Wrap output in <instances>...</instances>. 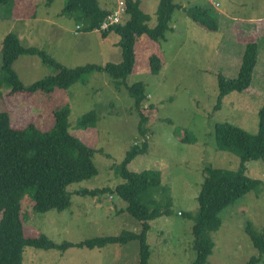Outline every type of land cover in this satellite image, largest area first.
Wrapping results in <instances>:
<instances>
[{
  "label": "rangeland",
  "instance_id": "374dc122",
  "mask_svg": "<svg viewBox=\"0 0 264 264\" xmlns=\"http://www.w3.org/2000/svg\"><path fill=\"white\" fill-rule=\"evenodd\" d=\"M65 1L10 0L0 6V67L1 45L7 34H14L24 47L43 51L68 69L121 61L118 37L112 32L102 38L97 31L77 30L74 18L62 13ZM119 1L125 2L98 0V6L106 10ZM131 1H138L139 10L149 18L147 27L154 28L160 0ZM212 1L173 0L178 8L171 16V30L163 41L146 36L138 40L133 70L119 90L107 74L98 72L49 95H8L7 88H0V111L9 114L12 126L33 124L47 131L53 126V111L68 104V132L100 151L93 156L97 174L67 187L71 203L64 211L35 213L30 191L26 193L21 202L25 236L44 235L59 245L117 236L122 231L139 232L140 223L124 212L126 204L113 191L124 182L114 175V168L144 141L133 100L126 91V86L141 83L147 96L143 106L149 119L147 152L137 156L128 169L159 171L169 193L155 199L162 205L167 197L170 200L168 214L149 223V264H190L195 260L191 228L198 211L202 171L208 166L236 170L240 162L236 155L218 149L214 126L228 123L256 134L257 112L264 103V88L256 91L249 87L243 93L228 94L220 109L214 111L217 76L236 78L245 43L255 41L264 58V0ZM194 7L208 10L217 32H207L191 21L187 11ZM151 55L162 62L158 74L148 71ZM13 70L25 86L55 74L36 56L19 57ZM88 113L96 118L95 127L78 128V120ZM184 137L192 142L181 141ZM244 165L247 177L261 185L220 212L221 226L211 233L214 248L206 264H248L252 257L260 258L255 264H264V254L258 256L245 232L247 225L256 232L264 227V159ZM101 189L109 191L95 197L77 195L83 190ZM137 253L136 241L92 250L72 248L64 253L25 247L21 264H136Z\"/></svg>",
  "mask_w": 264,
  "mask_h": 264
},
{
  "label": "trees",
  "instance_id": "16d2710c",
  "mask_svg": "<svg viewBox=\"0 0 264 264\" xmlns=\"http://www.w3.org/2000/svg\"><path fill=\"white\" fill-rule=\"evenodd\" d=\"M10 0H0V6ZM173 0H160L156 16L157 24L149 29L148 16L139 10L138 1L125 0V16L122 23L100 32L99 24L109 13L98 6V0H66L62 13L74 18L84 32L97 31L102 38L110 32L118 37L117 46L121 51V61L104 66L84 65L68 69L57 63L45 52L32 47H24L14 34H7L1 45L0 88L8 89V95L33 94L39 92L49 95L55 90H65L77 82H83L92 73H105L114 82L116 90L124 84L123 80L132 72L135 55L134 48L142 36L151 40H164L170 30L169 23L173 11L178 8ZM187 15L199 27L207 32H216L217 26L208 10L194 7ZM21 56H36L41 63L51 68L55 74L47 76L29 86L19 80L13 70L14 62ZM258 59V45L247 41L241 56V63L236 78L227 79L217 76L218 111L224 97L232 92L243 93L249 89L252 75ZM151 74H158L162 62L156 55L149 57ZM128 95L133 100L134 110L139 117L138 130L144 141L140 147L129 150L124 160L114 168V175L124 182L115 187L114 193L126 204L124 212L140 223L139 232L122 231L117 236L96 237L78 244L64 242L54 244L44 235L25 236L24 222L21 217V202L30 191L35 213L50 210L64 211L70 206V193L67 187L73 183L90 179L97 174L93 156L99 150L81 143L68 132V104L53 111V126L47 131H40L33 124L24 128L12 126L10 116L0 111V264H21L25 247L40 250L65 252L68 249H101L108 245H125L136 241L138 245L137 263L149 264L150 250L146 242L149 223L168 214L170 200L167 197L162 205L156 201L159 195H168L169 190L162 185L161 173L157 170L133 172L128 165L139 155L147 152L146 134L148 117L143 113L146 94L141 83L126 86ZM258 129L256 134L230 125L220 123L214 126V140L219 150L236 155L240 162L236 170L205 167L204 177L197 197L198 211L191 228L192 248L195 260L190 264H206L212 254L214 244L211 233L219 230L220 212L261 185L258 180L247 177L245 163L264 159V103L257 112ZM96 118L92 113L81 117L77 127L83 130L94 128ZM181 141L192 142L184 137ZM109 189L83 190L80 196L95 197L105 194ZM120 212H123L120 211ZM245 232L251 246L258 256L264 254V227L260 232L247 225ZM260 258L252 257L248 264H255Z\"/></svg>",
  "mask_w": 264,
  "mask_h": 264
},
{
  "label": "built area",
  "instance_id": "2783aa9c",
  "mask_svg": "<svg viewBox=\"0 0 264 264\" xmlns=\"http://www.w3.org/2000/svg\"><path fill=\"white\" fill-rule=\"evenodd\" d=\"M210 2H213L212 0H209ZM215 7H217V4H213ZM125 16V3L120 1L117 3V6L114 10L109 12L104 19L101 21L99 24V31L100 32H106L110 28L119 25L122 23V20L124 19ZM82 28L81 25H77L76 29L80 30Z\"/></svg>",
  "mask_w": 264,
  "mask_h": 264
},
{
  "label": "crops",
  "instance_id": "0c3cea01",
  "mask_svg": "<svg viewBox=\"0 0 264 264\" xmlns=\"http://www.w3.org/2000/svg\"><path fill=\"white\" fill-rule=\"evenodd\" d=\"M116 6L117 5L110 6L106 10L108 12H111L112 10H114L116 8ZM170 30H171V28H170ZM261 60L262 59H261V55H260V48H259V45H258V59H257V64H256V66L254 68V71H253L252 81H251V85H250V87H252L253 90H256V91H260L261 90L260 86H262L264 88V64H263L264 63V58H263L262 62H261ZM257 94H259V93H257Z\"/></svg>",
  "mask_w": 264,
  "mask_h": 264
}]
</instances>
